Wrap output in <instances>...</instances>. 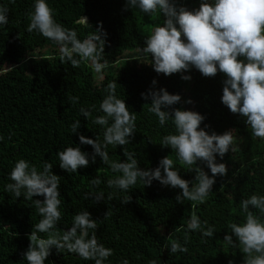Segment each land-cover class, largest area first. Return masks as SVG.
I'll return each mask as SVG.
<instances>
[{"label": "trees", "instance_id": "trees-1", "mask_svg": "<svg viewBox=\"0 0 264 264\" xmlns=\"http://www.w3.org/2000/svg\"><path fill=\"white\" fill-rule=\"evenodd\" d=\"M126 3L127 0H49L56 21L76 31L78 39L83 40L102 25L107 33L99 61L103 67L96 72L90 60L75 68L70 62L61 63L58 45L35 31H27L34 0H0V5L9 9L8 24L0 27V264H28L23 253L30 244L34 224L41 219L34 200H43L42 195L33 200L16 198L5 187L12 182L9 173L21 158L38 171L47 161L59 176L62 216L56 226L58 231L68 230L72 217L83 210L98 220V242L113 249L106 264H121L124 259L129 264H149L151 260L156 264H243L245 254L239 244L229 245L224 236L231 234L229 223L243 222L240 201L252 194H264V139L254 137L246 118L232 113L221 102L225 78L222 72L204 76L192 67L183 73H157L150 63L151 56L145 57L142 48L150 30L163 23V15L150 16L138 8L126 7ZM176 3L195 9L201 0ZM182 74L191 79H181ZM153 79L157 81L155 85ZM110 81L117 82L116 95L137 116L130 143L108 146L110 160H126L125 147L135 154L140 168L154 169L163 157L170 155L181 177L190 181V187L195 182V170H187L176 160L170 146L159 143L174 128L171 120L159 126L156 116L147 111L151 97L145 99L141 93L150 89L166 88L170 93H179L181 100L170 107L203 114L205 119L199 127L207 126L209 133L222 134L233 129L235 151L216 157L217 163L226 164L227 172L216 175L212 192L204 202L179 203L176 196L182 190L161 185L155 179L151 185L138 181L128 192L107 186L106 181L119 173H114L99 155L92 162L93 147L80 144L79 134L103 139V127L93 124L92 119L103 114L97 109ZM69 96L79 97L78 102L71 103ZM189 98L192 103H185ZM92 105L96 107L88 119L80 114V107ZM77 119L80 127L77 133H71L70 124ZM76 144L89 153L90 162L70 174L59 166L57 152ZM197 165L212 175L205 162L197 161ZM97 176L101 184L94 186L91 181ZM95 191H103L105 199L94 202L91 197L84 198L85 193ZM110 192L113 195L109 200ZM126 195L131 200L121 203ZM250 208L259 215L258 210ZM108 210L111 215L105 218ZM192 215L214 226L213 237L202 238L198 231L186 230ZM185 238L187 252L171 254L166 248L170 240L183 244ZM45 264L94 261L66 250L60 252L53 246Z\"/></svg>", "mask_w": 264, "mask_h": 264}, {"label": "clouds", "instance_id": "clouds-1", "mask_svg": "<svg viewBox=\"0 0 264 264\" xmlns=\"http://www.w3.org/2000/svg\"><path fill=\"white\" fill-rule=\"evenodd\" d=\"M126 7L138 8L150 16L162 14L163 23L150 30L145 38L142 53L151 56V65L157 73L170 75L195 67L204 76H214L217 71L224 74L221 102L232 113L245 117V123L251 128L252 135L264 139V0H201L200 6L188 9L177 5L176 0H127ZM6 6L0 5V27L8 24ZM55 10L49 0H34L33 10L29 13L28 32H37L59 46L61 63L70 62L72 67H78L82 61L90 60L94 71L100 72V63L105 48L107 33L102 25L86 36L83 40L77 38L74 30L67 29L54 18ZM85 20V19H84ZM78 57V58H77ZM181 79L189 80L190 75H181ZM153 85L157 83L155 79ZM117 82L110 81L104 91L107 93L101 100L98 112L92 123L103 127V139H95L79 134L80 144L93 147L92 162L96 156L102 158L114 173L106 184L128 192L137 182L151 185L158 180L161 185L179 187L177 194L179 203L188 201L204 202L212 192L216 175L227 172L226 164L217 163L229 150L235 151L233 129L218 134L209 133L206 127H199L205 116L198 111L170 106L181 100L179 93H170L166 88L150 89L141 93L151 103L147 111L156 116L159 126L171 120L173 132L164 135L160 144L170 146L176 160L187 170H195V182L181 177L180 170L174 167L176 161L170 155L163 157L154 169H142L138 166L133 152L124 147L126 160H110L108 146H125L130 143V137L136 130V113L130 112L125 100L116 95ZM69 101L77 103L79 97L69 96ZM185 103H192L187 99ZM92 105L89 108L80 107L79 112L87 119L92 115ZM81 121L70 124L71 133H77ZM0 139H3L0 136ZM80 144L67 146L57 152L59 166L68 173H76L78 168L89 164V153L82 151ZM197 161L205 162L212 175L205 172ZM195 165L193 168L192 166ZM53 165L45 161L42 170L21 158L17 160L9 173L12 181L5 187L14 196H23L33 200L36 195H42L43 200L35 199L34 204L41 219L34 224L29 234L30 244L24 255L28 264H45L52 247L58 251L78 254L83 260H92L94 264H106L113 254V249L98 242L96 229L98 220L94 219L88 210L76 213L72 217L68 230L58 231L57 223L61 220L59 191L60 178L52 172ZM91 184L98 186L101 179L97 176ZM108 193L107 198H112ZM91 197L94 202L105 199L103 191L87 192L84 198ZM130 195L122 198L121 203H128ZM240 209L244 214L243 222H231L228 225L231 234H225L224 240L229 245L237 243L245 254L243 264H264V194H252L240 201ZM250 206L258 210L255 214ZM111 215L108 210L104 217ZM91 230V232H90ZM186 230L198 231L201 237H213L214 226L207 220L192 215ZM44 233L45 236L38 235ZM235 236V240L233 239ZM187 238L182 244L172 239L166 248L171 254L185 253ZM121 264H129L124 259ZM149 264H156L155 260ZM229 264H232L229 261Z\"/></svg>", "mask_w": 264, "mask_h": 264}, {"label": "rangeland", "instance_id": "rangeland-1", "mask_svg": "<svg viewBox=\"0 0 264 264\" xmlns=\"http://www.w3.org/2000/svg\"><path fill=\"white\" fill-rule=\"evenodd\" d=\"M83 21H85V20H83Z\"/></svg>", "mask_w": 264, "mask_h": 264}]
</instances>
